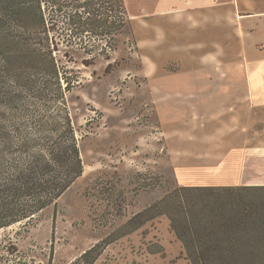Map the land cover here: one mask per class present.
Returning <instances> with one entry per match:
<instances>
[{
    "label": "rangeland",
    "instance_id": "rangeland-1",
    "mask_svg": "<svg viewBox=\"0 0 264 264\" xmlns=\"http://www.w3.org/2000/svg\"><path fill=\"white\" fill-rule=\"evenodd\" d=\"M165 1L125 0L128 21L109 58L101 55L85 65L82 52L70 59L56 54L62 77L79 79L66 105L84 172L37 218L0 230V264H69L97 243L101 254L94 264H191L166 215L127 234L135 226L129 219L163 198L149 213L165 208L172 201L167 195L189 180L239 184L264 179V115L246 122L259 138H241L233 130L239 121L202 116L192 101L201 95L175 91L193 83L254 82L242 57L238 14L228 6L225 11L221 0L201 3L199 10L190 9L192 0L169 8ZM175 19L181 26L175 27ZM23 61L30 71L37 68L33 63L48 66L46 57ZM38 73L37 87L47 77ZM16 84L25 90L23 104L34 115L42 113L49 100L35 99L22 77ZM158 105L169 112L179 105V116L172 112L161 124ZM5 116L13 120V111L5 109ZM257 161L263 170L249 171ZM13 246L16 250L9 252Z\"/></svg>",
    "mask_w": 264,
    "mask_h": 264
},
{
    "label": "trees",
    "instance_id": "trees-1",
    "mask_svg": "<svg viewBox=\"0 0 264 264\" xmlns=\"http://www.w3.org/2000/svg\"><path fill=\"white\" fill-rule=\"evenodd\" d=\"M127 14L125 0H0V230L34 220L83 175L66 105L79 79L62 77L56 54L70 59L82 52L85 65L109 58ZM29 57H46L48 66L33 63L37 68L30 71L23 61ZM36 72L47 76L38 87ZM21 77L35 99L49 100L42 113L23 104L25 90L16 84ZM167 197L172 201L165 208L149 213L163 198L132 216L128 223L135 226L127 234L166 215L191 264H264V186L182 185ZM99 245L69 264H94Z\"/></svg>",
    "mask_w": 264,
    "mask_h": 264
},
{
    "label": "crops",
    "instance_id": "crops-1",
    "mask_svg": "<svg viewBox=\"0 0 264 264\" xmlns=\"http://www.w3.org/2000/svg\"><path fill=\"white\" fill-rule=\"evenodd\" d=\"M223 5L228 6V10L238 14V34L240 36V41L243 45L242 57H244L247 67L249 66L250 73L248 74L251 80L254 82L243 83V84H225V85H180L175 91L183 93L197 92L202 96L193 97V103L197 102V106L200 109V114L202 116L210 117L211 115H218L224 117V119H233L234 125L233 130L240 132L241 138H259L258 132H250L249 127L246 122L249 119L262 118L264 115V0H221ZM164 3L165 8L173 7L176 3L181 5H187L186 0H166ZM215 0H192L191 10L200 8L199 5L207 3L210 5ZM215 4V3H213ZM213 6V5H212ZM175 27L181 26L182 23L179 19L172 21ZM182 22V21H181ZM208 26V25H207ZM206 27V26H205ZM255 61L250 63V61ZM249 62V63H248ZM256 69L254 70V66ZM259 68V69H258ZM167 89V88H166ZM163 89V90H166ZM207 101V105L202 104V100ZM206 106V107H205ZM179 108L177 105L172 107V112H176L179 116ZM176 109L177 111H175ZM222 109H224L222 111ZM197 111V110H196ZM168 109H165L163 105L157 106V113L161 124H167L170 114ZM183 113V111H181ZM189 111H185L187 114ZM240 123V124H239ZM245 128V129H244ZM238 129V130H237ZM263 134V133H262ZM229 136L234 137V135L229 133ZM257 147L256 145H253ZM248 164V163H247ZM249 171H261L263 170V163L256 162L251 165ZM207 176V175H202ZM199 178V177H198ZM264 180V179H263ZM259 179L252 183H239V184H220V183H194V180H189L191 183L188 186H226V185H249V186H264V181ZM253 181V180H252Z\"/></svg>",
    "mask_w": 264,
    "mask_h": 264
}]
</instances>
